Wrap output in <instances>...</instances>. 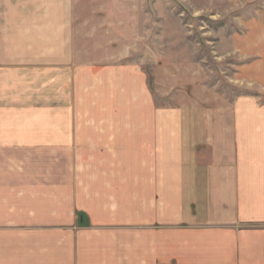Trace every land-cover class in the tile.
I'll list each match as a JSON object with an SVG mask.
<instances>
[{"label":"crops","instance_id":"obj_1","mask_svg":"<svg viewBox=\"0 0 264 264\" xmlns=\"http://www.w3.org/2000/svg\"><path fill=\"white\" fill-rule=\"evenodd\" d=\"M101 2L0 0V264H264L262 93L158 106L93 62ZM258 14L233 48L264 90Z\"/></svg>","mask_w":264,"mask_h":264},{"label":"rangeland","instance_id":"obj_2","mask_svg":"<svg viewBox=\"0 0 264 264\" xmlns=\"http://www.w3.org/2000/svg\"><path fill=\"white\" fill-rule=\"evenodd\" d=\"M261 1L102 0L94 13L103 28L115 30L93 35L87 50L94 63L139 64L158 106L223 104L250 91L264 100V90L238 80L241 59L233 48L234 36L259 15Z\"/></svg>","mask_w":264,"mask_h":264}]
</instances>
